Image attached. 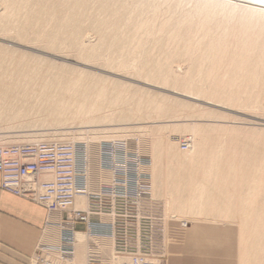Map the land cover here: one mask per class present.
<instances>
[{"label":"rangeland","instance_id":"374dc122","mask_svg":"<svg viewBox=\"0 0 264 264\" xmlns=\"http://www.w3.org/2000/svg\"><path fill=\"white\" fill-rule=\"evenodd\" d=\"M182 2L183 9L178 10L180 14L203 8H207L213 13L203 21L197 15H192L183 21L180 14H177L179 18L173 19L170 23L171 30L179 23L183 24L180 29L181 37L177 39L176 43L166 45V42L162 40L161 44L155 49H151L150 42L145 44V50L153 58V63L160 61L161 71L172 75L170 76V82L167 84H162L160 80L158 82L154 78L152 80V78L147 79L144 77V80L147 79L144 81L143 76L140 78L131 73L107 68L103 63L98 64L97 62L84 60L83 56L77 54L72 44H70L71 48L68 44L66 46L67 50L64 46L61 50L60 44L56 47H50L44 40H41L42 38L39 40L32 35L17 37L14 33L0 28V45L5 46V48L7 46L6 50L8 49V53L12 56L15 55V58L27 54L25 61L30 59L28 63H33L31 59L35 60L37 57L39 59L45 58L58 64L66 63V65L83 68L97 74L110 75L112 78L130 84H137L138 88H142L141 91L144 90L141 102L143 111L147 113L131 120H117L116 123H114L116 120H113L114 122L107 121L106 123H109V126H87L82 128H79L78 125L75 128H71L69 125L63 127L45 126L43 120L38 119L37 122L34 119V114L26 115L18 120H14L15 114L4 115L2 118L5 123L2 120L0 122V144L15 145L53 141L72 143L73 138L69 135L71 132L76 136H82L80 139L88 143L90 139L91 141L97 139V136L100 140L105 139L109 134L106 138L109 140H102L101 143L104 155L107 147L110 151L113 150V142L120 143L122 147L127 143L126 146H129L131 151L137 152L138 162H142V165H147L150 169L151 177L142 180L149 183V187L151 186L152 197L155 200L154 205H157L154 208L160 219L158 225H160V228L163 227L164 230L168 228V233L163 232L166 237L164 236L163 241H159L158 238V245L156 246V250L163 254L161 264H264V228L260 225V219L258 218L259 212L264 214V196H262L264 193L261 191L260 198L258 196L257 200H254L255 206L252 213H249L250 210L247 213L244 211L243 217H239L236 209L245 206L243 204L246 203L245 199L247 197V185L246 183L241 184V169H226L224 175H219L216 173L218 170L214 167L213 162L215 159H212V155L218 153L224 155L223 163H225V167L227 165H238L243 160V152H245L246 157L250 155L249 157L255 158L249 163L254 168L252 166L247 170L246 175L244 174V177L246 176L245 180L251 183L264 172V7L259 8L256 6L255 3H261L260 0H214L213 2L183 0ZM255 8L261 10L254 11ZM4 11V5L0 1V15H3ZM191 13L195 14L194 12ZM15 18L22 21L23 15L21 14ZM5 21L10 20L5 19ZM93 22L94 20L90 23L93 24ZM200 24L205 26L201 51L193 57L173 55L171 51L175 49L176 52L180 53L185 50L189 38L193 36ZM87 34L85 35L87 43L91 42L92 45H96L99 42V36L92 32ZM24 38H27L28 41L26 42ZM221 45L227 46V52L223 53L224 55L216 52ZM10 47H13V50ZM53 48H58V51ZM15 50H18L19 53H13ZM23 52L24 54H21ZM178 59H183L186 62L173 63ZM171 63L176 65V73L171 71ZM150 79L151 81H149ZM213 81L215 86L210 85ZM217 85L221 86L219 90L233 94L232 97L223 98L222 100V97L213 95L212 89L214 88L208 86L217 87L218 89ZM196 87H199V89H196ZM153 93L157 94L156 98L158 100L165 98V96L168 99H166L165 106L158 114H153L156 109V100L153 96L155 94ZM135 99L131 101L133 104L135 101L140 100L138 97ZM185 107L187 108L185 109ZM177 108L180 109L178 113L175 111ZM0 110L1 113L8 112L7 107ZM182 111L185 113L181 114ZM9 120L13 123H10ZM159 126L163 127L160 128ZM101 127H104V129L106 127L111 128V132L92 131V128L100 130ZM119 127L121 130L118 129ZM80 129L85 130L84 133L78 134ZM161 129L163 130L161 131ZM158 130H160V133ZM62 131L68 132L64 136L68 138H60L62 137L60 133L63 134ZM44 132L48 137H42ZM158 138L166 140L164 146L157 144L155 140H158ZM184 142L189 143V150L185 151L183 149L182 144ZM85 145L81 141L77 143L81 153H86ZM134 153L130 158L136 164L137 157ZM108 156L111 158V154ZM119 157L117 161L121 163L128 161L127 156ZM81 160L84 161V157ZM206 163L209 164L208 167ZM135 164H133L134 167ZM210 166L211 170L208 171ZM134 167L133 169H135ZM219 176L220 179H218ZM223 176L227 178L225 179ZM221 177L223 180L228 181L227 185L222 187L221 191H218L217 196L211 197L210 191L215 189L213 186L216 187V182L217 184L223 182ZM153 178L160 182L159 187L152 185ZM110 179V176H108L107 181L109 182ZM201 180L202 182L207 180L204 182L206 185H201ZM193 182H196V184H193ZM190 185L192 186L190 187ZM202 190L207 191L202 194ZM193 204V211L199 205H204L208 210L195 212L202 215H193L192 207H190ZM85 205L86 203L80 205L77 202V206L82 207ZM223 207L232 208L233 211L222 210ZM63 226H67L64 219ZM92 239L95 240L94 237ZM170 242V249L173 246L171 254L168 250ZM111 247V244L107 246V250L109 251ZM50 253L52 256L57 257L53 252ZM103 256L107 257L108 252L105 251Z\"/></svg>","mask_w":264,"mask_h":264},{"label":"bare ground","instance_id":"6f19581e","mask_svg":"<svg viewBox=\"0 0 264 264\" xmlns=\"http://www.w3.org/2000/svg\"><path fill=\"white\" fill-rule=\"evenodd\" d=\"M0 1L4 5V9H5L3 15L2 14L0 15V28L10 33H14L17 37L32 35L39 40L42 38L41 40L42 41L44 40L50 47L53 46L56 47V45L60 44L61 47L62 46L65 47V50H67L66 46H68V44L70 48H71L70 44H72L74 45V50L77 52V54L83 56L84 60L90 62L91 61L97 62L98 64L103 63L107 68L109 67L117 71L127 72L129 74L131 73L132 75L139 76L140 78L143 76L142 78L143 80L144 77H146L147 79L148 78H152V80L156 79L158 82L160 80L162 84H167L170 82V78H171L170 76L172 75L165 74L161 71L160 61H158L157 63H153V58L145 50V44L150 42L152 47L151 49H155L161 44L162 40L166 42L165 43L166 45L176 43L177 39L181 37L180 29L182 28L183 24L179 23L171 30L170 23L173 19L179 18V15L177 14H180L178 10L183 9V2H182L183 0L180 2H178L177 0H0ZM206 1L213 2L214 0H206ZM260 1L261 3H255V4L257 7L263 8L264 0H260ZM253 10L256 11L261 9L255 8ZM191 12H194L195 14H192ZM191 12L186 11L185 13L180 14L181 19L185 21L190 16L197 15L203 21L207 17H210L211 13H213L207 8H203L201 10H195ZM21 14L23 15L22 21L19 20L18 18H15ZM103 15H107V16H103ZM5 19H9L10 21H5ZM93 20L94 22L93 24H91L90 22ZM204 28L205 26L202 24L197 26L195 33L193 34L192 37L189 38L186 48L182 53L176 52L177 51L176 49L174 51H171V53H173V55L176 54L179 57L180 56L193 57L196 53L200 52L202 37L204 35L203 32ZM89 32H92L93 34L99 36V42L96 45H92L91 42L90 43L88 42L89 44L87 43L85 39V35H88L87 33ZM24 39H26V42L28 41L27 38ZM29 41L32 42L31 40ZM6 48L5 46L3 47L2 45H0V109L7 107L8 112L1 113L0 110V122L2 120L5 123V121L2 118L4 115L15 114L14 120L15 119L18 120L19 118L21 119L26 115L29 116L30 114L31 115L34 114L35 116L34 119L37 122L38 119L43 120L44 125L46 124L45 126L56 125L63 127L64 125L67 126L69 125V127L75 128L76 125H78L79 128L80 127L82 128L87 126H93V127L109 126V123H106L107 121L109 122L116 120L115 122L113 121L114 123H116L117 120H129V119L131 120L133 118H137L138 116L147 114L145 113V111H143V106L141 102V99L144 95L143 94L144 90L141 91L142 88L141 89L138 88L137 84L135 85L130 84L123 80H117V78H112L110 77V75L105 76L104 74L103 75L97 74L96 72L88 71L83 68H78L75 66H70L69 64L68 66L66 65V63L58 64L51 60H46L45 58L39 59L37 56L35 60L31 59L33 63H28V60L30 59H27L25 61L27 54L24 56L20 55L19 58L17 57L15 58L14 57L15 55L12 56V54H9L7 51L8 49L6 50ZM10 48H12L13 50V47ZM57 49L54 50L58 51ZM60 49L62 50L63 47ZM142 51H144V53H142ZM15 52H18V50L17 51L15 50L13 53ZM216 52L217 53L219 52L221 53V55H224L223 53L227 52V46L225 45L219 46ZM21 54H24V52ZM184 61L185 60L183 59H178L175 60L173 63L176 62V64H178ZM173 63L170 64L171 67L170 69L173 73H176L177 72L176 71L177 69L175 70L176 65H172ZM149 81H151V79ZM214 81L210 85L215 86ZM208 87L214 88L212 89L213 95L222 97L221 98L222 100L223 98H231L233 95V94H228V92H224V90L223 91L219 90V87L221 86H218V89L217 87H213V86H208ZM196 89H199V87H196ZM153 94H155L153 96L154 99L156 100V109L153 111V114H158L162 111V108L165 106L164 102L166 101L167 98L165 96V98H161L158 100V98H156L157 94L156 93ZM137 97L140 98V100L138 102L135 101V103H137L135 106V103L133 104V102L131 101H133ZM186 105L188 106V104ZM192 106L194 105L192 104ZM180 107L183 108L182 106ZM186 108L187 107H185V109ZM177 109L175 110L176 113L180 112V109L178 110ZM183 113L185 112L182 111L181 114ZM8 119L10 118L8 117ZM11 120H9L10 123H13ZM170 125H174V124H170ZM113 128L112 130H114ZM92 129H93L92 131L95 132L98 131L101 132V130H103L102 131L103 133H107L108 131L111 132V128L108 127H106L105 129L103 127L100 130L98 128L97 129L92 128ZM118 129H120V127ZM162 130L163 129H161V131ZM79 131L80 133L78 134H82L81 132L85 130L80 129ZM158 131L160 133V130ZM67 133L68 132L66 131L63 132L64 135L60 133V135H62V137L60 138L62 139L68 138V137H64L67 135ZM69 135H71V137L73 138L71 140L73 144L70 142H62V141L37 142V143H27V144L29 145H36L41 143L71 144L73 147L78 148L77 143L80 141L84 142L86 144L85 145L86 153L85 152L81 153L80 151H76L75 155L76 158L78 157L80 161H82L81 159L82 157H84V161L80 162L79 164L82 163L85 169L83 175L86 180V186L88 192L97 193L101 191L104 185H114L115 183H123L124 180L126 182L127 169L123 171L122 170L119 171L103 166L104 154L102 153L101 143L102 140H109L106 139L109 136V134L105 137V139L101 136L103 139L101 138L102 140H100V138L98 139L97 136L98 140L93 138L94 140L91 141L90 139L88 143L80 139L82 138V136L80 137L76 136L75 134H73V132H71ZM42 137L45 138L48 136L44 132L42 133ZM155 141L159 146L160 145L164 146V142L166 140H163L162 138H158V140L156 139ZM27 144H15V145H27ZM112 145H113L112 158L114 163L128 166L130 162V156H132V153H134L133 151H131V148H129V146H126L127 143H125L124 149L120 148L121 145L120 143L113 142ZM0 146H13V145L0 144ZM183 149L185 151L189 150L190 149L189 143H188V147ZM86 154L88 157V162H87ZM134 154H136L137 163H139L138 174L145 173L151 177L150 169L148 168V166L147 165L144 166L142 165V162H138L137 152ZM119 156H127L128 161H126V163H121L117 161L120 158ZM249 156L246 157L245 152H243V160H241V162L238 163V165H229V166L227 165V167H225V163H223L224 162L223 159L225 158L224 155L218 153L212 155V159H215L213 162L214 167L218 170V172L216 173H218L219 175L221 174L224 175L226 173L225 171L226 169L227 170H232L235 168L241 169V173H242L241 184L244 185V183H246L247 185L246 188L247 197L245 196L246 203L243 204L245 206L236 209V212L238 210L239 217H243L244 211L247 213L250 210L249 213H252L255 206L254 200H257L259 194H261L262 192L264 193L263 190L264 172L259 176V178H257V180L251 183H248V181L245 180L246 176L244 177V174L246 175L247 170H249L250 167L253 166V165L251 166V164L249 163H251L253 159L255 160V158ZM210 170H211V166L208 171ZM43 176H44L43 178L41 176L43 180L53 179V175L47 174ZM108 176H110L111 178L109 182L107 181ZM223 177H225V179L227 178L226 176ZM142 179L143 178L140 177L138 181L140 188L142 187L143 182L147 183ZM214 179L216 180L215 177ZM218 179H220V176ZM225 179L223 180L221 177V180H223V182L219 184H217V182L216 184L213 183L216 185V187L213 186V188L215 189L210 191L211 197L217 196L219 194L218 191H221L222 187L227 185L228 181H226ZM152 181H153L152 185L159 187L160 182L157 181L156 178H153ZM204 182H202L201 180V185L202 184L206 185V183ZM194 183L196 184V182H193V184ZM191 186L192 185H190V187ZM262 186L263 188H261ZM194 190L195 188L193 189V191ZM149 191L152 200L151 204H154L155 200L152 197L151 186L149 187ZM205 192L203 191L202 194H204ZM202 194L201 196H203ZM262 196H264V194ZM258 198H260V196ZM77 202L80 205H83L84 203H86V205L82 207L77 206ZM192 202L194 203V201ZM192 202L190 203L192 204ZM87 206H88V198L86 196L77 198L76 207L86 209ZM192 206H194V204L191 205L190 207ZM154 207L152 206V208ZM187 208L189 210L188 206ZM196 208H195L196 210L193 211V207H192L191 208L192 210L191 209L190 210L193 211V213L191 211L190 213L198 216L202 214H196L195 212H203L208 210L207 207H205L204 205H199ZM221 209L227 210L228 212L233 211L232 208H227V207H223ZM55 210H60V209H55ZM258 218L260 219V225L264 228V214L259 212ZM104 220L108 222L110 221V218L106 216ZM63 229L65 232V230L70 228L69 226H63ZM78 231H82V230H78ZM164 232L165 234L167 233V228H165ZM56 236H57L56 241L58 242V235ZM64 237L65 236H63V242L61 245L58 242L59 244L57 245L56 243L55 246L39 247L38 251L43 250L45 252L47 251L53 252L55 255H57V257L52 255L51 256L54 259H56L59 262V264H90L89 262L91 259H99L101 260L102 264H115L111 254L112 248L114 246V240L111 236L93 235L89 232H85V233L76 232L74 241H72L73 254L69 258L64 256L63 254V247H65L67 244L65 242ZM92 237H94L95 240H93ZM110 244L112 245V247L108 251L107 246H110ZM105 251L108 252L107 257L103 256L105 255Z\"/></svg>","mask_w":264,"mask_h":264},{"label":"built area","instance_id":"2783aa9c","mask_svg":"<svg viewBox=\"0 0 264 264\" xmlns=\"http://www.w3.org/2000/svg\"><path fill=\"white\" fill-rule=\"evenodd\" d=\"M182 147L187 148L188 143L184 142ZM120 148L124 149L121 145ZM76 151L79 148L71 144L0 146L1 188L65 213L64 223L70 228L64 232L67 244L63 254L67 258L73 254L75 231L82 230L113 238L111 254L115 264H161L163 254L156 246L158 238L164 239V229L158 225L159 216L152 208L157 205L151 204L149 184L143 182L140 188L138 182L140 177L149 175L138 174V163L131 158L128 166L114 163L113 150L107 147L103 166L119 171L127 169L126 182L104 185L97 193L88 192L85 169L79 164L83 161L76 158ZM47 174L53 175V179L41 178ZM82 196L88 198L86 209L76 207L77 198ZM106 216L110 221L104 220ZM78 224H83V228L79 229ZM89 263L102 264L99 259H91ZM28 264L59 262L50 252L37 250Z\"/></svg>","mask_w":264,"mask_h":264},{"label":"crops","instance_id":"0c3cea01","mask_svg":"<svg viewBox=\"0 0 264 264\" xmlns=\"http://www.w3.org/2000/svg\"><path fill=\"white\" fill-rule=\"evenodd\" d=\"M1 182L0 173V264H28L39 247L61 245L64 212L5 191ZM77 227L82 229L83 224ZM170 247L171 242V254Z\"/></svg>","mask_w":264,"mask_h":264}]
</instances>
